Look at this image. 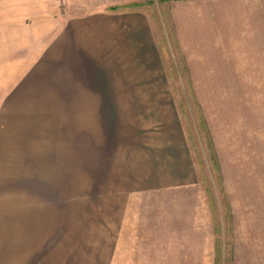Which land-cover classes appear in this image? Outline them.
Listing matches in <instances>:
<instances>
[{
    "label": "crops",
    "instance_id": "crops-1",
    "mask_svg": "<svg viewBox=\"0 0 264 264\" xmlns=\"http://www.w3.org/2000/svg\"><path fill=\"white\" fill-rule=\"evenodd\" d=\"M166 1L188 89L211 134L220 132L221 181L231 207L258 210L264 0ZM43 35H51L46 56L52 47L69 63L92 61L99 35H109L111 47L122 35L120 55L138 64L128 73L159 71L149 20L136 11L67 16ZM108 49L110 56L114 50ZM29 73L12 91L24 89ZM156 74L128 82L122 103L115 101L114 87L92 81L28 83L27 90L40 96L0 99V105L23 107L0 114V179L12 195L10 208L0 209V219L5 212L11 217L0 230V264H169L164 260L174 250L175 186L195 182V168L176 111L157 92L175 83ZM116 104L163 106L151 119L164 120V128L146 126L117 142L113 120L99 109Z\"/></svg>",
    "mask_w": 264,
    "mask_h": 264
},
{
    "label": "rangeland",
    "instance_id": "rangeland-1",
    "mask_svg": "<svg viewBox=\"0 0 264 264\" xmlns=\"http://www.w3.org/2000/svg\"><path fill=\"white\" fill-rule=\"evenodd\" d=\"M170 7L171 2L166 0H0V99L37 96L36 92L27 90L35 83H41V86L52 83L79 85L92 81L102 88L114 87L115 101L122 103L126 97L123 88L134 79L145 80L146 76L147 80L155 79L158 73L165 80L174 82V89L157 92L176 111L178 130L195 168V182H187L179 188L175 186V248L172 257H165L164 261L169 264H264V169L259 173L260 208L246 209L240 203L239 209L233 210L221 181L220 132L217 130L211 134L193 91L188 89ZM95 10L136 11L145 15L152 34V49L161 59L159 71L152 69L154 72L148 75L128 73L138 64L120 55L123 53L122 35H116L112 47L109 35H99L98 53L92 61L69 63L60 50L54 51L52 47L46 56L51 35H43L45 30L67 16ZM108 46L112 52L114 50L110 56ZM141 49L137 48L139 53H143ZM29 69L24 89L12 91L18 79ZM28 83L31 84L27 87ZM156 107L116 104L100 106L99 109L113 120L116 140L121 142V137L130 136L133 130L146 126L148 129L164 128V120L151 119ZM22 108L0 105V114ZM41 108L52 112L55 107ZM62 108L70 111V108L82 107ZM245 170L240 169L238 174L243 176L247 173ZM4 181L0 179V200L5 199L0 201V209L11 206L12 195L8 190L11 186L3 185ZM247 213H251L249 217ZM10 219V213L5 212L0 219L1 231L10 224Z\"/></svg>",
    "mask_w": 264,
    "mask_h": 264
}]
</instances>
